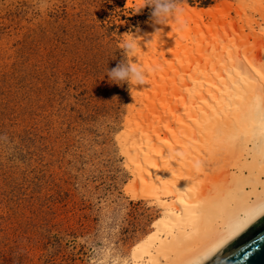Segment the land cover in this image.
I'll use <instances>...</instances> for the list:
<instances>
[{"label":"rangeland","instance_id":"rangeland-1","mask_svg":"<svg viewBox=\"0 0 264 264\" xmlns=\"http://www.w3.org/2000/svg\"><path fill=\"white\" fill-rule=\"evenodd\" d=\"M147 3L0 0V264L131 263L153 228L160 209L132 198L124 148L138 91L106 75L125 59L121 41L151 26ZM226 18L244 23L235 10ZM236 37L220 44L238 51ZM166 121L147 124L151 142L186 126Z\"/></svg>","mask_w":264,"mask_h":264},{"label":"bare ground","instance_id":"bare-ground-1","mask_svg":"<svg viewBox=\"0 0 264 264\" xmlns=\"http://www.w3.org/2000/svg\"><path fill=\"white\" fill-rule=\"evenodd\" d=\"M260 5L259 0H246L239 8L186 6L178 20L156 26L163 35L152 38V24L139 31L141 55L134 61L144 66L148 80L145 89L135 93V133L124 148L134 167L132 198L154 205L160 213L132 248V262L125 264H205L264 216ZM231 10L241 16V26L226 18ZM205 17L213 22L204 24ZM184 23L188 25L181 29ZM233 35L243 45L234 52V46L228 50L221 45ZM163 119L186 126L158 145L146 127Z\"/></svg>","mask_w":264,"mask_h":264},{"label":"clouds","instance_id":"clouds-1","mask_svg":"<svg viewBox=\"0 0 264 264\" xmlns=\"http://www.w3.org/2000/svg\"><path fill=\"white\" fill-rule=\"evenodd\" d=\"M181 4L182 0H148L147 6L152 8L151 23L155 29L152 38L157 36V34L163 35V29L157 28V25H167L170 18H176L178 20L179 17L184 14V9ZM186 26V23H184L181 24L180 27L183 29L186 28ZM128 35L129 34H125L124 36ZM141 39L142 37L130 34L129 39L122 40V47L120 49L123 50L122 54L125 59L112 70L109 71L107 69L106 72V75L111 83H114L117 86L127 84L129 86L130 93L138 91V87L142 89L140 91H143L148 80V74L144 66L139 63H133L132 59H129V57H136L138 51H141Z\"/></svg>","mask_w":264,"mask_h":264},{"label":"water","instance_id":"water-1","mask_svg":"<svg viewBox=\"0 0 264 264\" xmlns=\"http://www.w3.org/2000/svg\"><path fill=\"white\" fill-rule=\"evenodd\" d=\"M205 264H264V216Z\"/></svg>","mask_w":264,"mask_h":264},{"label":"trees","instance_id":"trees-1","mask_svg":"<svg viewBox=\"0 0 264 264\" xmlns=\"http://www.w3.org/2000/svg\"><path fill=\"white\" fill-rule=\"evenodd\" d=\"M218 1L220 0H182V3H186L188 5H190V7H194V6H198V7H202V8H207L210 6H213L214 4H216ZM150 7L148 6L147 9H149Z\"/></svg>","mask_w":264,"mask_h":264},{"label":"snow or ice","instance_id":"snow-or-ice-1","mask_svg":"<svg viewBox=\"0 0 264 264\" xmlns=\"http://www.w3.org/2000/svg\"><path fill=\"white\" fill-rule=\"evenodd\" d=\"M243 227H244V225H242V224L241 225H238L237 226V232L241 231L243 229Z\"/></svg>","mask_w":264,"mask_h":264}]
</instances>
